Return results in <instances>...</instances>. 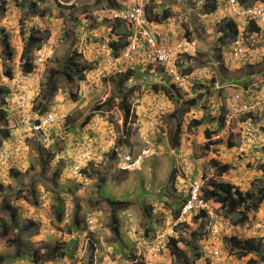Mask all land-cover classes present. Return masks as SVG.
<instances>
[{
	"label": "rangeland",
	"instance_id": "rangeland-1",
	"mask_svg": "<svg viewBox=\"0 0 264 264\" xmlns=\"http://www.w3.org/2000/svg\"><path fill=\"white\" fill-rule=\"evenodd\" d=\"M65 1L69 4L72 0ZM203 1L160 0L157 8L159 13L169 15L164 23L166 31L178 32L174 39L182 44L189 43L187 54H181L177 59L179 70L188 75L187 82L174 86L161 84L159 76L144 67L135 72V77L130 80L133 81L129 88L134 108L132 120L127 119L122 127L120 112L113 108L109 117L104 115L105 121H100L99 117L93 121L97 127H92L91 143H105L114 148L117 145L119 156L113 153L112 157L133 159L141 151L150 149V154L140 155L141 162L122 172L117 182L118 176L115 175L112 183L108 179L100 184L102 196H109L110 200L131 201L121 202L125 203V209L113 212L107 200L95 196V183L78 178L79 172L74 174L77 178L71 176L77 165H89L90 175L98 173L105 179L117 159L113 163L108 159L106 164L93 166L90 161L74 166L67 162V166V155L60 156L53 149V159L48 152L40 157L30 130L18 121L22 120V116L33 118L41 115V111L33 108L43 99L48 71L59 68L67 56L74 55V50L77 59L83 61L89 58L94 67L100 63L97 44L108 42L115 25L110 19L99 20L98 14L103 13L109 2L75 0L73 4L62 7L53 0H39L37 8L48 3L45 16H49L43 21L42 29L49 31L47 43L53 50L46 63L39 66L40 71L22 74L18 57L23 35L31 26L39 25L41 20L31 14L33 11L27 7V0H7V11L4 16L0 15V85L9 87L13 95L6 99L9 126L13 132L11 139H7L0 148V264H15L18 250L31 255L35 249L42 252L45 247L56 243H64L71 252L64 261L69 264H90L91 258V264H130L126 256L133 255L146 264H178L167 250L166 242L156 239L155 235L169 233L172 229L173 223L166 214H173L185 195L183 182L186 180L182 176L191 179L202 174L205 181L212 179L216 172L210 160L215 159L231 166L222 175L223 180L238 185L242 190L256 191L260 187V180L264 178V27L253 35L244 28L246 22L237 18L240 37L250 55V62L227 65L224 58H218L216 51L219 46L218 24L222 17L229 16L226 5L223 3L215 12L206 14L202 8ZM16 2L22 3L25 8L18 7ZM149 5L152 6V3L149 2ZM152 9L156 10L154 6ZM1 29L7 33L14 48L10 63L14 77L11 79L2 75L6 66ZM90 79L80 83L76 104H71L66 96L62 97L65 94L58 91L46 107V111H70L68 129L64 132L66 143H70L72 137L77 140V136H72L71 128L79 127L88 113L99 115L101 111H94L96 106L108 96L115 97L119 91L118 83L111 82L107 77ZM91 81L95 82L91 84ZM245 91L255 94L253 99H258L252 102L256 105L252 114L241 111L240 102L235 97L236 94L248 97ZM18 97L29 100L27 109L17 107L15 101ZM190 99L196 102L186 107L185 102ZM173 111H176L175 114L183 112L179 125L169 117ZM194 121H199V124L194 126ZM217 121L223 122V127L206 139L204 131L217 129ZM108 125V131L100 133L105 142L103 137L95 135H98L99 126L104 131ZM177 127H180L177 135L179 146L171 149L168 138L172 137ZM133 131L138 133L132 136ZM122 133H127V137L120 145L118 140ZM217 140H220L219 143H213ZM78 152L82 158L89 150L82 148ZM60 157L65 158V168L53 179ZM74 188L76 194L72 192ZM32 189L37 194L36 204L30 193ZM58 204L64 210L59 221L55 213ZM7 205L16 210L13 217ZM75 214L78 228L70 229ZM251 214V222L243 226L234 225L230 217L222 214L217 223L221 230L216 238L207 232L209 223L192 222L175 229L187 238L193 231L201 233L196 241L200 258L194 264H249V259L252 264H264L255 254L242 258L231 255L224 241V237L233 233L242 237H262L264 241V201ZM112 217L119 221L122 237L111 230ZM28 221L35 223L30 230L23 228ZM181 247L185 248L184 245Z\"/></svg>",
	"mask_w": 264,
	"mask_h": 264
},
{
	"label": "clouds",
	"instance_id": "clouds-1",
	"mask_svg": "<svg viewBox=\"0 0 264 264\" xmlns=\"http://www.w3.org/2000/svg\"><path fill=\"white\" fill-rule=\"evenodd\" d=\"M3 1H4V5L6 7V11H7V0H3ZM53 1H55L57 3V5L59 4L62 7L71 5V4H73L75 2V0H72L71 3L68 4L65 0H53ZM115 2H117V4L120 7H118V6L111 7V6L108 5L107 7H104V9L102 10V12H103L102 14H98V16L100 18L98 16H97V18H99V20H101V21H104V19L113 20L110 17H108L111 14L112 10H117V9L122 8V4L120 3V0H115ZM149 2H150V0H147L146 14H147V6L149 5ZM217 3H218L217 9L223 3L226 5L224 0H217ZM254 3H262V4H264V2H259V1L254 2ZM254 3H252V4H254ZM47 4L48 3L46 2V4H43L42 7H40V6L38 8L36 7L38 12L41 13V16H36V17H40V20H41V22L39 24L40 26L36 25L34 28L31 26L30 30L26 33V35L25 36L23 35V37H26L30 33L31 29L33 28L41 35V37H43V38L46 37V39L43 40V43H42L40 48H34V50L32 52L33 53V58H32V61H31V63L33 65L32 70L30 72H23L21 70V60H20V55H21V52H22V49H23V45H24V40L22 38L23 45H22V49H21L20 55L18 57L19 64H20V70H21L22 74H24V73L28 74V73H31V72H34V71H37V72L40 71L41 67H39V66L43 65L44 63H46V61L51 56V53H52L53 49L51 47V44L47 43L50 33H49V31H45V29H42V27H44L43 21L45 20V18L47 19L48 16H49V14H47L45 16V14L47 12V9H46L45 6H48ZM249 5H251V4H249ZM157 8H158V6L156 7V10H157ZM226 9H227V12H228L229 16H224V17H222V19H224L226 17H231V18H233L236 21L237 18H238V19H241L244 22H246V24H248L249 22L253 21L254 23H256L260 27L259 32L264 27V24H262V23H258V22L254 21V20H245L243 17H240V16H237V15L233 14L229 10L227 5H226ZM29 10H32V9H29ZM153 10H155V9H153ZM32 11H34V10H32ZM210 13H213V12H210ZM210 13H206V14H210ZM31 14L34 15V12H32ZM0 15L4 16L5 13H0ZM42 17H44V18L42 19ZM147 18H148V14H147ZM168 18H169V16L167 18H165V19H162V20L159 19L158 21L157 20H155V21L154 20H149V18H148V20L152 23L153 26H155L157 29H159L164 34V36L166 38V41H167V43H168V45L170 47V50H171L170 51V61L169 62L160 63V62L152 61V60L149 61V59H147V57L145 56L144 59H139V61L133 67L122 68L120 70H115L113 73H109L106 70H104L103 63H104L105 58L106 57H112V56H114V57L118 56L120 54V52L122 51V49L126 46L125 45L124 47H122L117 53H113L112 49L109 46V41L115 36V34L113 33L114 27H115V29H117L120 24L124 25V27L126 28V31H127L126 34H127V42H128L129 32H128V29H127L125 23H123L120 20H113L114 21L113 24H115V25L112 28V34H113L112 37L110 39H108V42H106V43L102 42V43H98L97 44L98 59H101L99 61L100 63L96 67H94V66H92V61L89 58L81 61V60L77 59V57H75L76 56V51L74 50V52H73L74 55H70V56H73V58H75V61L78 64H83V65H86V66L90 67V69L87 72H85L84 78H82V80H80V81L78 79H76L74 81H71L70 82V86L67 85L63 81L62 85L59 86L58 90L53 94V96L49 100L42 99L41 103H39V105H36V107L33 108V110L41 111V115H36L33 118L32 117H23L22 116L21 122L26 127L27 130L28 129L30 130V134L33 135V138L35 139V142L37 144L36 145L37 146V152L40 155V157L45 156V154H46L45 152H48V154L50 155L51 159H53L55 157L54 151L53 152L51 151L53 149V150H57L59 152L60 156H66L67 155V160H65L66 164H67V162H71L70 165H73V166L75 164H84L85 165L89 161H90V165L91 166L97 165V164L100 165L101 163L106 164L108 159L113 163V161H115V159H117V162H115V164L110 167L108 176L105 179H103V175L99 176L98 173H94L93 175H90V172L88 171V166L89 165L86 166V167H84V166L80 167L79 165H77L74 168L73 173L70 171L73 174L71 176V178H74V179L77 178V177H75L76 175H74V174L79 172L78 178L87 179V180L92 181L93 184L95 183V188H96L95 196L97 198H103V199L107 200L108 202L110 201L109 196H102V191H101V188H100V184L102 182H104V181H107L108 179H110L109 182L112 183L115 180V175L118 176V178L116 180V182H117L119 179H121L120 178L121 173L122 172H127V170L132 169V166L138 164L139 161L141 162V156L140 155H142V154L149 155L150 153H148V152L150 151V149L141 151L140 154H138L133 159L124 158V160H123V159H118L116 157H112L113 153H115L116 155L119 156V149H118L117 145L114 148V147H112L113 145H106L105 144V145H103V149L104 150L102 152H99V151L94 152V151H90L89 150V153L86 155V157L82 156V158H80L81 156L79 154H76L74 156H70V153L66 154V142L64 141V132L66 133L67 132L66 130L68 129L67 122L69 120L70 111H67V113H64L63 111H56V110L46 111V107L48 105H50V102H51L52 98L55 96V94L58 91H61L62 93H64L65 95H62V97L65 98V96H66L70 100L71 104H76L75 100H77L79 98V96H80V93H78V88H79L80 83L82 81H90L91 77H95V78H97V77H101V78L107 77V78H109L111 80V82L116 81L118 83L117 84L118 90L122 89L119 81H120L121 77L123 75H125L126 72L131 71L132 75L127 79V81H126V85L127 86H126V89H124L125 93L128 95V104L130 106L128 117L125 118L124 113L119 108V106L114 105L111 108H107V107L103 106V104H102L104 102L103 101L101 104L97 105L96 108H95L96 110H94L95 112L98 111V110L101 111V113H98L99 115H97V113L96 114L95 113H93V114L88 113L82 119V121H81V123L79 125L80 128L77 127V126H74L73 128H71V131H72V134H73L72 136H77L76 134L78 132H84L88 126L89 127H93L95 125V127H97L96 122H93V121H95L96 117H99L100 121L101 120L105 121L104 115L106 117H109V113H110V111L113 108L114 109L117 108V110L120 112V115H121V121L120 122H121L122 127H123V124H125L127 122V119L132 120L134 108H133V104H132V102L130 100V91H129L130 89L129 88H130V83H132L133 81H130V80H132L135 77V72L144 69V67H145L146 71H152V72L156 73V75L159 76L158 80H159V82L161 84L174 86V85H181V84L187 82L186 77H188V75L186 73H184L183 71L179 70L180 63L178 62L177 59L179 58V56H181V54H184V55L187 54V51L189 50V47H188L189 43L186 45V44H182L178 40H175L174 36H178V32L174 33L171 30L166 31V29H165V27L163 25H164L165 21ZM236 23H237V21H236ZM237 25H238V23H237ZM246 26L247 25H245L244 28H246ZM257 32H250V33H253V35H256ZM4 33L7 36V33L6 32H4ZM4 40H6V39L2 35L1 42H2V46H3V52H4L3 53V58L5 59V66H6L5 68H3L2 75H4L5 77L9 78L8 76H6V74L4 72L6 69H8L12 73V77L11 78H13L14 77L13 69H11V67H10L11 64L10 63H11V59L13 58V55H14V48L11 45V43L9 41V38L7 36L8 44L11 47V55L8 58L7 56L9 54L6 51V48H5V45H4ZM56 40H58V36H57ZM236 40H239L241 42L243 50H242L240 55L235 60L231 61L229 59V52H230V49H231V45ZM101 44H106L107 45L108 48H107L106 52L102 51L100 49V47L98 46V45H101ZM224 48H225V51H223ZM221 54H222L221 58H224V62L227 65H237V64L243 63L245 61L248 62V60L250 62V59H248L250 57V55L247 53V50L244 48V42H243L242 37H240V32H239L238 36L234 40H232L229 44H227V45L222 47ZM67 57H69V56H67ZM54 69H57V68L50 69L48 71L47 75H46V78H47L48 74L50 73V71L54 70ZM11 78H9V79H11ZM46 78H45V81H46ZM94 82L95 81H91V84H93ZM0 87H7V86L0 85ZM69 87H71V88H69ZM44 88H45V82H44V86H43V92H44ZM69 89L72 91V94L69 93ZM118 93H119V91H118ZM118 93H117V95L115 97L111 95V96H108L107 98L114 97V98L118 99L117 101H119ZM246 94L248 96L246 98L240 97L239 94H236L235 97H236V100L240 102V106H239L240 110L243 111V112H248L249 114H252V108L256 106L252 102H253V100H255V102H257L258 99L257 98L253 99V96L255 94H252V93L249 94L247 92H246ZM42 97H43V94H42ZM136 102L141 103V101H136ZM115 103H116V101H115ZM15 104L19 108L27 109L28 106H29V100L26 99V97H18L16 99V101H15ZM244 105H247L248 108L244 109L243 108ZM98 106H103L104 108H102V107L98 108ZM63 108L65 109V107H63ZM88 116H90L89 120L87 122H84V119L86 117H88ZM109 120L110 119H108V122H109ZM9 121H10V118H9ZM135 121H136V119H135ZM221 123H223V122H221ZM8 124H9V122H8ZM218 126H219V122H218V124H216L217 129L215 128L212 131L218 132L223 127V124H222L221 128H218ZM81 127L83 128V130H82ZM112 128L110 126L111 131H112ZM108 129H109V125L102 132L104 133V132H106V130L108 131ZM12 132L13 131H11V135H12ZM125 132H127V131H125ZM135 132L136 131L131 132L132 136H135L136 133H138V132H136V133ZM90 134H93V133L92 132L89 133V138L84 143H91L92 142V139L90 138ZM97 134L100 135V133H97ZM50 136H51V138H50ZM126 137H127V133L126 134L122 133V135H120V139L118 140L119 142H121L120 145H123L125 143V138ZM172 138L173 137L168 138V140L170 142V147H171V149H176L179 146V144H178L177 147L174 148L171 145ZM206 139H209V138H206ZM178 140H179L178 141V143H179L180 142V138ZM103 141H105L104 137H103ZM219 141L220 140H217V141H215L213 143H219ZM6 142H7V140H5V142H3V143H6ZM76 142H78V141L76 140ZM105 142H107V141H105ZM70 143H71V140H70ZM115 144L116 143H114V145ZM60 147H62V150L60 149ZM108 148H110L112 151L108 152L110 150ZM87 157H89V159H86ZM60 159L64 160L65 158L64 157H60L57 160L56 165H58V166H59V162L58 161ZM67 166H68V164H67ZM54 171H58V175L57 176H59L60 173H61V171L59 172V167L57 169H55ZM54 171H53V173H54ZM52 177H53V179L56 178V176H54V175H52ZM215 177H220L221 178L222 175L221 176L215 175L212 179H214ZM182 178L184 180H186V182L182 181L183 185L185 186L184 187L185 195H184L183 199L181 200L180 204L178 205V207L175 209L174 213L172 214L171 212H169V213L166 214L167 218L169 220L171 219V222L173 223L172 229H171V231L169 233H161V234H158V235L156 234L155 238L156 239H161V240H163V241H165L167 243V241H168V239L170 237L176 236L178 234L177 230L175 229L176 227H178L180 225H182V226L183 225H187L188 223H192V222L196 223V224L200 223L202 225L205 224V223H209L208 226L210 228L207 229V232L209 234H211V236H214L216 238L217 237V232L218 231L220 232V230H221V228L219 229L217 227V223H218V221L221 220V218L223 216H222V214H219V212L216 210L215 204L213 202H211L210 200L205 199L203 197V195H202L203 187L209 181V179H207L205 181V178L203 177L202 174H200L198 177H195V178L191 177V179H186L185 176H182ZM110 184L108 183V185H110ZM112 191H114V190H112ZM192 191H195V193H196V199L195 200L192 199ZM72 192L74 194H76V189L74 188L72 190ZM111 201H113V200H111ZM118 201L119 202H124V201L125 202L126 201L129 202L130 200H123V201L118 200ZM188 203H191L190 207H187ZM122 209H125V205H124V207ZM122 209H120V210H122ZM112 221H113V219H111V230H112ZM114 224L118 227V230H117V233H115L113 230L112 231L114 232L115 235L119 234V236L122 237V235L120 234V227L121 226H120L119 221L117 222V224L116 223H114ZM173 228H174V230H173ZM196 232L199 233L198 231H196ZM200 235H201V233H199V235L197 237L200 238ZM249 237H254V236H249ZM184 249H186V248H184ZM198 251H199V248H198ZM186 255L190 256L192 258V252H190L189 250H186ZM198 258H200V254H199V256L196 259H193V258L192 259L195 261ZM65 260H66V257H63L61 259H53V260H47V261H43V262L39 261L37 263H34V262L28 260L27 258H23V259L18 258V260H17V262L15 264H46V262H47V264H61L60 261L63 262L62 264H69V263L64 262ZM139 261H142V260H139ZM142 262H143V264H146V263H144V261H142Z\"/></svg>",
	"mask_w": 264,
	"mask_h": 264
},
{
	"label": "trees",
	"instance_id": "trees-1",
	"mask_svg": "<svg viewBox=\"0 0 264 264\" xmlns=\"http://www.w3.org/2000/svg\"><path fill=\"white\" fill-rule=\"evenodd\" d=\"M39 0H27V7L29 9L34 10L35 16H41V13L38 12L36 8V4ZM264 2V0H240V4L243 6H247L254 2ZM109 6L111 7H120L115 0H108ZM151 5L147 6V14L149 20H159L165 19L169 15L167 13H159L157 10H153L152 7L155 8L160 4V0H150ZM17 6L20 8H25L22 3L16 2ZM22 4V5H21ZM218 7L217 0H204L202 8L204 12L210 13L214 12ZM0 13H6V7L4 5V1L0 0ZM246 30L249 32H257L260 30V27L254 23L253 21L249 22L246 26ZM217 39L219 46L216 48L218 53V58H221V50L222 47L229 44L232 40H234L239 34V27L236 21L231 17H226L222 19L217 28ZM2 35L6 40H4V45L6 51L8 52V58L11 55V47L8 44L7 36L5 35L3 29H1ZM113 33L115 36L109 41V46L112 49L113 53H117L122 47H124L127 43V31L123 24H120L117 29H114ZM46 37H41V35L35 30L31 29L30 33L23 37L24 45L20 55L21 60V70L23 72H30L33 68L31 63L33 58V50L34 48H40L43 40ZM90 67L78 64L75 61L73 56H69L64 59L61 66L57 69L51 70L48 74L46 81H45V88L43 92V99L49 100L53 94L58 90L59 86L61 85V81L63 80L67 85L70 86V82L78 79L79 81L82 80L85 76V72H87ZM6 76L9 78L12 77V73L10 70L6 69L5 71ZM132 75L131 71H128L123 75L119 81L121 88L119 89L118 97L119 101H116L114 97L107 98L102 104L107 108H111L114 105L119 106V108L124 113L125 118L129 115V104H128V95L125 93L124 89H126V81ZM71 88V87H69ZM69 93L72 94V91L69 89ZM11 95V91L8 87H0V147L2 146L5 140L11 138V127H9V117L7 112V101L6 99ZM74 97V96H73ZM178 100V98H177ZM196 100L190 99V101H186V107L192 105ZM119 104V105H118ZM100 108V106H98ZM177 111V110H176ZM176 111L170 113L169 117L173 118V122L177 121V125H179V117L182 115V111L180 114H175ZM256 114H254L255 116ZM90 116L84 119V122L89 120ZM18 121H21L18 119ZM219 122V121H218ZM199 121H194V126L198 125ZM222 127V123L219 122L218 128ZM180 127L176 128V132L172 134V143L171 145L175 148L178 146V130ZM204 135L206 138H210L214 131H204ZM212 166L215 169L216 175L221 176L227 173L231 166L228 163H219L215 159L210 160ZM59 172L65 167V163L63 159L59 161ZM15 172V171H13ZM54 176L58 175V171H54ZM264 176V175H263ZM260 187H257L256 191L254 190H242L238 185H234L230 181H225L220 177H215L214 179H209V181L204 185L202 190V195L205 199L210 200L215 204L216 210L219 214H223L225 217H230L232 219V223L234 225L243 226L245 223L251 222L253 215L251 212H256L260 204L264 201V178L260 180ZM32 196L34 197V204L37 203V194L35 190L32 189L30 191ZM111 210L116 212L124 207L125 203H121L118 200L109 201ZM77 206V205H76ZM8 209L10 210V216L13 217L15 209H11L7 205ZM78 208V206H77ZM56 219L59 221L62 218V214L64 210L62 209L61 205H56ZM77 214V213H76ZM75 214V218L71 223V228H78V219L77 215ZM112 230L117 233L118 227L114 224H117V219L112 217ZM32 221H28L23 228L31 229L34 227ZM199 233L193 231L190 233V237L187 238L183 234H177L176 236H172L168 239L166 243V248L168 249L170 255L174 257L175 262L178 264H194V260L199 256V251L197 247V239ZM224 241L227 244L228 252L231 255H234L237 258H242L247 256L248 254H255L259 256L260 260L264 262V241L262 237H242L238 234H231L224 237ZM181 245H184L186 249L182 248ZM186 250L192 252V258L186 255ZM126 256L125 253H123ZM71 252L65 248L64 243H56L53 246H47L40 252L39 249H35L31 255L27 254L22 251L16 252V257L23 259L27 258L28 260L37 263L43 262L47 260L53 259H61L65 256H70ZM128 260H130L131 264H143L142 261H139L136 256H126ZM2 258L0 257V261ZM249 264H252L253 261L249 259L247 261ZM92 263V258L90 259V264Z\"/></svg>",
	"mask_w": 264,
	"mask_h": 264
},
{
	"label": "built area",
	"instance_id": "built-area-1",
	"mask_svg": "<svg viewBox=\"0 0 264 264\" xmlns=\"http://www.w3.org/2000/svg\"><path fill=\"white\" fill-rule=\"evenodd\" d=\"M229 10L245 20H254L264 24V4L254 3L243 6L240 0H224ZM122 8L112 10L108 16L113 20H120L125 23L129 36L126 46L116 57H106L104 70L113 73L115 70L133 67L139 59L145 56L149 61L167 63L170 61V47L164 34L148 20L146 14L147 0H120ZM102 51H107V45H98ZM242 45L236 40L229 52V59L235 60L242 52ZM244 109L248 106L244 105ZM192 199H196L195 191H192ZM188 203L187 207H190Z\"/></svg>",
	"mask_w": 264,
	"mask_h": 264
},
{
	"label": "crops",
	"instance_id": "crops-1",
	"mask_svg": "<svg viewBox=\"0 0 264 264\" xmlns=\"http://www.w3.org/2000/svg\"><path fill=\"white\" fill-rule=\"evenodd\" d=\"M91 128L92 127L88 126L84 132H78L76 134L77 135V141H78L77 143H76V140L74 137L71 139V143H66V154L70 153V156H74V155L78 154L79 153L78 151L82 148H85V149H88V150L94 151V152H96V151L102 152L104 150L102 144H105V143H98V144L96 143L95 145H93L92 143H84L89 138V133L92 132ZM102 131H103L102 126H99L97 133H101ZM95 136L97 138L103 137L102 135H95ZM81 142H83V143H81Z\"/></svg>",
	"mask_w": 264,
	"mask_h": 264
}]
</instances>
